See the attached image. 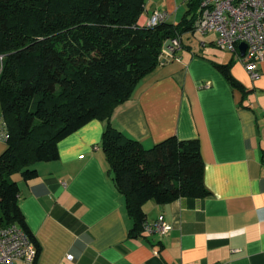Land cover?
Instances as JSON below:
<instances>
[{
    "label": "crops",
    "instance_id": "crops-1",
    "mask_svg": "<svg viewBox=\"0 0 264 264\" xmlns=\"http://www.w3.org/2000/svg\"><path fill=\"white\" fill-rule=\"evenodd\" d=\"M146 8L138 23L158 9ZM215 37L183 35L182 47L172 56L163 51L112 119L146 149L170 137L198 139L210 195L147 202L146 221L162 215L171 229L131 237L133 221L101 148L105 123L92 120L58 143L57 160L34 166L37 176L14 177L34 264H264V58L252 80L233 53L214 46ZM214 63L229 64L242 88ZM1 123L0 114V132ZM6 147L0 138V154Z\"/></svg>",
    "mask_w": 264,
    "mask_h": 264
},
{
    "label": "trees",
    "instance_id": "trees-1",
    "mask_svg": "<svg viewBox=\"0 0 264 264\" xmlns=\"http://www.w3.org/2000/svg\"><path fill=\"white\" fill-rule=\"evenodd\" d=\"M201 0L177 23L138 24L147 0H0V228L16 224L35 243L19 208L14 176L58 159V143L92 120L105 123L107 172L139 237L144 205L210 195L198 139L167 138L146 149L112 125L117 108L160 65L167 40L193 31ZM182 47V46H181ZM215 68L235 88L229 64Z\"/></svg>",
    "mask_w": 264,
    "mask_h": 264
},
{
    "label": "built area",
    "instance_id": "built-area-1",
    "mask_svg": "<svg viewBox=\"0 0 264 264\" xmlns=\"http://www.w3.org/2000/svg\"><path fill=\"white\" fill-rule=\"evenodd\" d=\"M171 17L172 14L167 11L154 9L138 24L152 28L169 22ZM191 34L199 38L215 34L214 46L233 53L252 80L260 79L257 64L264 58V0H201L195 12ZM181 39L171 40V52L175 53L181 48ZM241 43L246 45L243 56L239 50ZM1 124L0 138L6 141L8 132L3 119ZM170 229L162 215L153 222L145 221L143 224L144 233L159 237L166 236ZM36 258L37 249L23 228L16 224L0 228V264L18 261L34 264ZM66 259L72 260L73 256L67 255Z\"/></svg>",
    "mask_w": 264,
    "mask_h": 264
},
{
    "label": "rangeland",
    "instance_id": "rangeland-1",
    "mask_svg": "<svg viewBox=\"0 0 264 264\" xmlns=\"http://www.w3.org/2000/svg\"><path fill=\"white\" fill-rule=\"evenodd\" d=\"M189 2L190 0H147V4L149 5V8L151 5L155 8L157 7L159 10L167 11L169 14H172V17L169 20L170 23H173V21L176 20L179 21L181 19V17L184 15L185 11L187 10V5ZM145 9H147L146 5H145ZM196 37L199 38L198 36Z\"/></svg>",
    "mask_w": 264,
    "mask_h": 264
},
{
    "label": "water",
    "instance_id": "water-1",
    "mask_svg": "<svg viewBox=\"0 0 264 264\" xmlns=\"http://www.w3.org/2000/svg\"><path fill=\"white\" fill-rule=\"evenodd\" d=\"M171 47H172V41H171V40H167V41L165 42L164 46H163V51H164L165 53H167V54H169V55L172 56L174 53L171 52V51L169 50ZM239 50H240V54H241V56H243L244 53H245V50H246V45H245L244 43H241V44L239 45Z\"/></svg>",
    "mask_w": 264,
    "mask_h": 264
}]
</instances>
